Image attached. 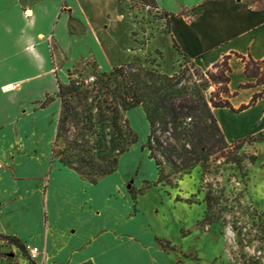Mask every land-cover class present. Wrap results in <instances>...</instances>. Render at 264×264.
<instances>
[{"label": "crops", "instance_id": "1", "mask_svg": "<svg viewBox=\"0 0 264 264\" xmlns=\"http://www.w3.org/2000/svg\"><path fill=\"white\" fill-rule=\"evenodd\" d=\"M155 3L169 17L183 56L205 69L226 57L225 98L232 108H213L225 139L247 136L242 120L264 128V94L232 110L264 89L245 73L241 58L264 59V0ZM72 15L85 20L80 0H0V248L11 246L14 254L25 244L37 246L36 264H171L143 212L133 210L121 189L129 153L96 183L51 155L58 85L88 52L101 55L94 34L91 50L83 40L75 44L68 32ZM7 83L17 87L6 90Z\"/></svg>", "mask_w": 264, "mask_h": 264}, {"label": "rangeland", "instance_id": "2", "mask_svg": "<svg viewBox=\"0 0 264 264\" xmlns=\"http://www.w3.org/2000/svg\"><path fill=\"white\" fill-rule=\"evenodd\" d=\"M80 1L85 20L70 16L68 32L75 44L83 40L89 49V36L96 35L101 55L90 49L69 69L67 83L56 93L55 124L63 109H120L127 122L123 138L128 131L135 137L117 155L116 170L129 153L121 165L127 174L121 189L131 196L133 210L143 212L171 264H264V128L238 115L247 136L225 139L212 105L226 96L227 83L219 79L225 66L205 69L183 56L169 17L151 0ZM113 68L120 71L102 93L101 73ZM71 80L78 88L63 91ZM132 92L143 102L120 105V97ZM164 92L170 95L165 100ZM178 96L187 99L186 107L167 111L165 122L154 116L148 142L151 126L143 105L173 109ZM65 128L51 152L57 160L65 142L76 136L71 122ZM104 132L108 139L113 129L108 125ZM12 251L0 248V264L30 263L26 250Z\"/></svg>", "mask_w": 264, "mask_h": 264}, {"label": "trees", "instance_id": "3", "mask_svg": "<svg viewBox=\"0 0 264 264\" xmlns=\"http://www.w3.org/2000/svg\"><path fill=\"white\" fill-rule=\"evenodd\" d=\"M155 3V0H151ZM176 45V43H175ZM177 47V45H176ZM178 49V47H177ZM242 60L245 63V73L248 76H257V82L264 83V59L261 61H254L252 59H245L241 56ZM222 64L225 66V70H221L219 73V79L224 83H227V70L226 57L219 63L213 65V67ZM260 67H263L260 70ZM119 68H113L109 73L102 72L101 78L99 79L100 85L98 90L103 89L102 93L108 91V80L114 78L118 72ZM226 71V72H225ZM213 78L214 75H211ZM218 79V78H217ZM79 85L75 84V80H71L68 85H63L64 89L73 90L77 89ZM62 85H58V92L60 93ZM226 96L229 95L227 87L224 89ZM125 94V92L123 93ZM264 94V89L259 93H255L252 99L248 104L242 105L238 109H232L236 112L243 110L260 96ZM167 96H170L168 93H163V100ZM178 102L174 99L172 105L170 106L173 109H166L167 107L162 105L161 109L153 108L148 109L146 105H143L144 111L146 113L147 120L150 123L151 129L148 134V142L153 136V117L158 116L161 120L165 122L166 112H175L176 110L182 111L186 107V98L177 97ZM138 94L132 92L129 96L120 97V105L122 106H134L142 103ZM214 107H229L232 108L227 98H219L217 101H212ZM178 108V109H175ZM187 114L186 112L182 113ZM97 117V119H94ZM71 122L75 128L76 136L69 141L65 142L63 150L61 151V156L59 161L66 165L67 167L75 170L83 178L87 179L91 183H96L101 177L113 173L117 167V155L122 153L125 150V146L129 143L135 142V137L128 131V138H123L122 136V127L127 128V122L122 118L120 114V109L113 107L112 109H96L95 112H86V111H76L75 109H63L62 114L58 118L56 125L55 138L52 144V152H54L56 140L63 136L66 131V123ZM110 125L113 129L112 136L106 138L104 132V127ZM115 133V134H114ZM95 139H91V138ZM154 157V156H153ZM155 158V157H154ZM155 163L159 164L158 160L155 159ZM11 242L17 243V239L11 237L9 238ZM30 260V264H36L34 260Z\"/></svg>", "mask_w": 264, "mask_h": 264}, {"label": "built area", "instance_id": "4", "mask_svg": "<svg viewBox=\"0 0 264 264\" xmlns=\"http://www.w3.org/2000/svg\"><path fill=\"white\" fill-rule=\"evenodd\" d=\"M16 87H17L16 83H7L5 85L6 90H14ZM24 250H26L28 254V258L31 260H34L39 252L38 247L31 244H25Z\"/></svg>", "mask_w": 264, "mask_h": 264}, {"label": "bare ground", "instance_id": "5", "mask_svg": "<svg viewBox=\"0 0 264 264\" xmlns=\"http://www.w3.org/2000/svg\"><path fill=\"white\" fill-rule=\"evenodd\" d=\"M27 14L29 15L30 13H29V12H27Z\"/></svg>", "mask_w": 264, "mask_h": 264}]
</instances>
